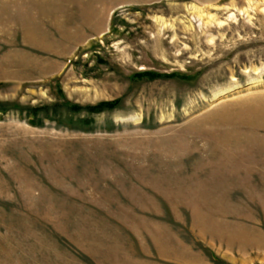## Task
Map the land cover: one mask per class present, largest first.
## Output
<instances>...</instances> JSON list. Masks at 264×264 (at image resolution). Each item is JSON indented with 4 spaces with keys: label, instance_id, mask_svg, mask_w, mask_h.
<instances>
[{
    "label": "rangeland",
    "instance_id": "1",
    "mask_svg": "<svg viewBox=\"0 0 264 264\" xmlns=\"http://www.w3.org/2000/svg\"><path fill=\"white\" fill-rule=\"evenodd\" d=\"M12 1L0 0L1 19ZM85 2L104 21L109 10V25L73 53L48 28L44 52H15L13 36L0 44L10 51L0 48V207L13 212L14 247L27 207L87 191L149 205L150 186L167 188L197 218L211 204L213 160L264 138V0ZM103 102L115 106L94 110ZM256 193L238 188L237 201Z\"/></svg>",
    "mask_w": 264,
    "mask_h": 264
},
{
    "label": "crops",
    "instance_id": "2",
    "mask_svg": "<svg viewBox=\"0 0 264 264\" xmlns=\"http://www.w3.org/2000/svg\"><path fill=\"white\" fill-rule=\"evenodd\" d=\"M64 3L13 0L8 4L11 13L0 18V44L13 36L20 39L15 52H44L48 28L53 38L72 40L70 54L108 27L109 10L104 21L85 0L73 6ZM80 29L100 31L86 36ZM243 145L239 152L230 150L213 160L211 204L197 205V218L188 217L181 205H171L167 188L150 186L149 205H108L87 191L69 195L66 206L53 202L27 207L15 218L21 231L14 247L13 232L7 228L13 212L0 207V264H214L216 256L232 264L264 261V138ZM236 177L258 181L241 187ZM238 188L258 194L242 205Z\"/></svg>",
    "mask_w": 264,
    "mask_h": 264
},
{
    "label": "trees",
    "instance_id": "3",
    "mask_svg": "<svg viewBox=\"0 0 264 264\" xmlns=\"http://www.w3.org/2000/svg\"><path fill=\"white\" fill-rule=\"evenodd\" d=\"M114 104H115L114 102H103L100 105H97V107H93V108H94V110H96V109H101L102 107H105V106H111V107H113V106H115ZM30 112L31 113H35V112H33V110L30 111Z\"/></svg>",
    "mask_w": 264,
    "mask_h": 264
},
{
    "label": "bare ground",
    "instance_id": "4",
    "mask_svg": "<svg viewBox=\"0 0 264 264\" xmlns=\"http://www.w3.org/2000/svg\"><path fill=\"white\" fill-rule=\"evenodd\" d=\"M26 26V25H25ZM33 36V35H32ZM38 39V38H37ZM235 88H229L227 91H230V90H234ZM227 91H222L221 93H219V94H217L218 96L220 95V94H223V93H225V92H227ZM217 96V97H218Z\"/></svg>",
    "mask_w": 264,
    "mask_h": 264
}]
</instances>
